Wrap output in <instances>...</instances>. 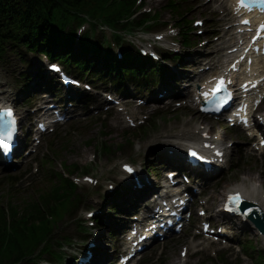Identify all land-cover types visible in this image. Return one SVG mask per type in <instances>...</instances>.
Segmentation results:
<instances>
[{
  "label": "rangeland",
  "instance_id": "1",
  "mask_svg": "<svg viewBox=\"0 0 264 264\" xmlns=\"http://www.w3.org/2000/svg\"><path fill=\"white\" fill-rule=\"evenodd\" d=\"M166 2L167 0H143V5L141 6V10L150 11V13L157 11L158 14L160 15L159 19L161 18L160 21H163V20H167L169 22L174 21V17L172 16L169 9L164 7V4ZM192 2L193 0H190V3ZM196 8L198 7L194 5V7H192V11L187 14V16L190 19L192 18L193 15L195 17L202 16L203 18L210 16V10H206V11L200 10L201 9L200 6H199V9L196 10ZM139 34H140L139 31L138 32L134 31L133 33L122 34V36L126 39H131L132 37L139 35ZM11 77L2 75L1 81L5 83L8 89L17 91V89L19 88L16 89L13 83L14 79L13 77L12 78ZM163 114L164 115H162V117L156 123L157 128L151 127V126L148 127V133L146 134V138L154 130L167 127L165 131L159 130L157 131V133L153 134L152 138H155V141H156L159 139L157 138L158 135L162 134L163 132H170V129H169L170 125H173L174 122H181V121H185L188 119L186 115L183 116L180 113L173 115L170 112H166ZM85 119L86 118L78 120L80 121V123L74 128H72V126L75 125L76 123L67 125V127L59 128L58 129L59 136L57 132L56 138L53 139V145L55 147L56 153L54 152V149L51 148L50 155H47V157H49L50 159L55 157L56 160H62L63 163H66V164L75 163L80 166L87 162L92 163L88 161V158L95 151L97 155L100 157L98 159L96 157L94 158L93 162L95 163L92 164L93 170H94V174L96 175V177L99 178L102 188H104L106 183L108 182L113 183L110 177H107L106 175L101 176V173L104 170V168H107L108 170L109 169L108 164L111 165L112 160L116 157H125L127 159H135L140 152L139 144L142 140L145 139V136H143L142 138H139L140 136L144 135L140 133L138 134L137 137L129 138V141H131L133 144L125 143V139L124 137H122V134H121L122 132L121 127H115L116 130L112 129L111 133L107 134L106 137L103 138L102 136L104 132V124L101 123V121L99 120L90 121V120H85ZM152 122L153 120L150 121V123ZM108 124H110V122ZM222 132L224 133L225 136L226 135L230 136V138L235 142V149L239 151V153L241 152L244 156L241 159L242 166L241 167L239 166L238 170L244 171L243 173H247L255 177L259 175L260 179L262 180L264 184V179H262L261 177V175L264 173V168L262 167V164H263L262 160L255 156L256 158H258V161L254 162L253 161L254 155L246 154L245 152H243L241 143L236 142L239 140L236 136L229 135V132L226 129H222ZM48 140L49 138L45 137L44 143L41 145V148L48 144L47 143ZM104 141H108L110 143H115V144L121 143V144H125V146L121 149V152H116V153L113 152L109 155H102L101 153L96 151V147L99 143L104 142ZM42 150H44V148ZM237 151H236V155H238ZM40 158H41L40 153H38L36 159H40ZM122 160H124V158H122ZM101 164H103V166H101ZM34 168H38V171L36 173L31 172V164L22 165L20 167L21 173L23 175H19L17 178L21 177L19 180V183L23 185L22 188H25L28 190L30 188L43 187L44 185L43 177L48 176L49 172L57 170L56 169L57 165L56 163L54 165L53 163H51L49 165H46L45 167H42V165L36 162L34 164ZM117 172H118V168H115L114 175L117 176L118 175ZM8 173L9 172L4 171L3 169L0 168V183L3 186V189L5 188V184H6L5 178L8 176ZM78 173L79 172H77L76 174ZM110 173L112 172L110 171ZM234 174L236 175V173ZM226 183L227 184L233 183V181H227ZM3 197H4V193H1L0 199H2ZM91 202L96 204L95 208L99 206L103 208V210L106 213H108V216H107L108 219L116 218L115 216L117 215V212L116 210L111 209L110 205L112 204L109 205L110 201H105L102 204L101 198L99 196H93L91 200H88V198L84 195L82 206L89 207ZM60 228L63 230V235H66L70 239L71 248L73 247L77 248L79 244L76 243V239H78L79 235H78V232L76 231V224L72 221H70V223H67L66 217H65L60 223ZM107 232H108L107 229H103L101 231L102 235L104 233H105L104 235H108ZM253 240L255 242L254 238ZM105 244L109 245V240H107ZM257 248L259 247H257L256 245L255 249ZM177 251H178V247H175L174 250L167 248L166 251L163 252V255H162V257L164 256L163 264H170L172 262L175 263L177 261ZM159 252L160 250L157 252V254ZM153 256H155V254H153L152 257ZM190 264H197V263L193 259V261ZM248 264H251V263L249 262Z\"/></svg>",
  "mask_w": 264,
  "mask_h": 264
},
{
  "label": "trees",
  "instance_id": "2",
  "mask_svg": "<svg viewBox=\"0 0 264 264\" xmlns=\"http://www.w3.org/2000/svg\"><path fill=\"white\" fill-rule=\"evenodd\" d=\"M19 1L17 7L15 2ZM108 0H0V45L18 48L26 45L18 35L13 34V28H20L26 22L29 24L28 31H34L39 27L46 28L52 25L54 28L63 31L70 12H84L92 18H96L107 9ZM131 5L132 1L125 2ZM14 9V10H13ZM8 12L16 13L18 16L10 19ZM25 26V25H24ZM69 32L64 34L70 37ZM69 202V194L66 188H54L50 194L42 196V206L54 217H60L64 210L62 208ZM38 217L43 223L41 227H29L30 218ZM51 222L45 220L39 207H34L31 212H25L21 217L12 222L7 228L4 215L0 211V248L4 245L7 254L15 249L22 248L26 241V248L30 247L38 237L42 236ZM5 242V243H4Z\"/></svg>",
  "mask_w": 264,
  "mask_h": 264
},
{
  "label": "snow or ice",
  "instance_id": "3",
  "mask_svg": "<svg viewBox=\"0 0 264 264\" xmlns=\"http://www.w3.org/2000/svg\"><path fill=\"white\" fill-rule=\"evenodd\" d=\"M239 2H240V4H241V6H244V7H247V6H248V5L245 3V0H239ZM261 2L264 3V0H261ZM198 23H201V22L198 21ZM261 30L264 31V25L261 26ZM53 67H55V66L53 65ZM222 85H223V81H221V86H222ZM217 90H219V87H218ZM3 111H4L8 116H12V115H13L11 109H5V110H3ZM12 125H13V126L15 125V120H14V119L12 120ZM12 139H13V134H12V132H8L7 134H0V145L9 146L10 143H11V141H12ZM9 150H10V149H9ZM126 167H127V166H126ZM128 171L131 172L132 169H131V168H128ZM229 200H230V202H234V203L237 205V207H235V208H230V210H231V211H234V212H239V211H240L239 205H240V203L242 202V201H241V197H240V195L237 193V194H235L234 196H230V197H229ZM251 211H252V209L249 208V209L246 210V212H245L244 214L246 215L247 213H250Z\"/></svg>",
  "mask_w": 264,
  "mask_h": 264
},
{
  "label": "bare ground",
  "instance_id": "4",
  "mask_svg": "<svg viewBox=\"0 0 264 264\" xmlns=\"http://www.w3.org/2000/svg\"><path fill=\"white\" fill-rule=\"evenodd\" d=\"M228 4V3H227ZM251 186H252V188L253 189H255V185L254 184H251ZM260 206H261V208L263 209V211H264V204L261 202L260 203ZM170 264H174L173 262L172 263H170Z\"/></svg>",
  "mask_w": 264,
  "mask_h": 264
}]
</instances>
